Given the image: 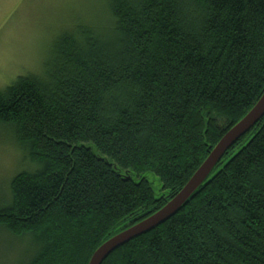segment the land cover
I'll return each instance as SVG.
<instances>
[{
  "label": "trees",
  "instance_id": "obj_1",
  "mask_svg": "<svg viewBox=\"0 0 264 264\" xmlns=\"http://www.w3.org/2000/svg\"><path fill=\"white\" fill-rule=\"evenodd\" d=\"M106 2L105 29L64 34L42 74L0 89V150L21 158L0 231L29 242L20 264H89L264 95V0ZM103 264H264V118L175 216Z\"/></svg>",
  "mask_w": 264,
  "mask_h": 264
},
{
  "label": "rangeland",
  "instance_id": "obj_2",
  "mask_svg": "<svg viewBox=\"0 0 264 264\" xmlns=\"http://www.w3.org/2000/svg\"><path fill=\"white\" fill-rule=\"evenodd\" d=\"M109 22L106 0H0V89L19 77L42 74L59 37L75 33L79 26L105 29ZM8 138L0 133V145ZM20 166L15 149L0 150V201ZM144 178L159 197L160 180L151 173ZM30 248L29 242L0 231V264L26 261Z\"/></svg>",
  "mask_w": 264,
  "mask_h": 264
},
{
  "label": "water",
  "instance_id": "obj_3",
  "mask_svg": "<svg viewBox=\"0 0 264 264\" xmlns=\"http://www.w3.org/2000/svg\"><path fill=\"white\" fill-rule=\"evenodd\" d=\"M264 118V95L249 113L234 125L210 151L188 183L160 210L105 241L92 255L89 264H103L116 250L145 235L175 216L208 180L226 153Z\"/></svg>",
  "mask_w": 264,
  "mask_h": 264
}]
</instances>
